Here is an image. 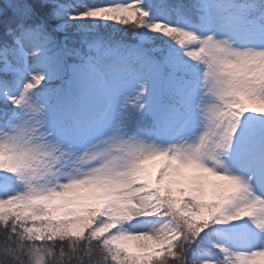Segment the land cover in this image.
I'll return each mask as SVG.
<instances>
[{"label": "snow or ice", "instance_id": "6c2138e0", "mask_svg": "<svg viewBox=\"0 0 264 264\" xmlns=\"http://www.w3.org/2000/svg\"><path fill=\"white\" fill-rule=\"evenodd\" d=\"M0 264H264V0H0Z\"/></svg>", "mask_w": 264, "mask_h": 264}, {"label": "trees", "instance_id": "16d2710c", "mask_svg": "<svg viewBox=\"0 0 264 264\" xmlns=\"http://www.w3.org/2000/svg\"><path fill=\"white\" fill-rule=\"evenodd\" d=\"M3 242V233H2V231H0V243H2Z\"/></svg>", "mask_w": 264, "mask_h": 264}]
</instances>
